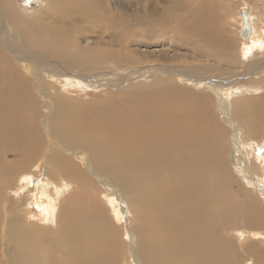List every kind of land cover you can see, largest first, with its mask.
Wrapping results in <instances>:
<instances>
[{
    "label": "bare ground",
    "instance_id": "1",
    "mask_svg": "<svg viewBox=\"0 0 264 264\" xmlns=\"http://www.w3.org/2000/svg\"><path fill=\"white\" fill-rule=\"evenodd\" d=\"M151 1L47 0L45 10L24 18L19 0H0V20L17 32L9 44L15 54L0 47V264H9L3 253L10 250L11 264H118L125 247L100 200L106 192L93 185V177L113 179L125 194L141 237L142 258L150 264H240L227 233L241 224L262 226L264 208L253 196L240 202L228 193L234 179L225 168L222 139L229 133L210 105L216 102L213 96L219 97L223 120L235 128L232 168L246 180L252 171L236 145L242 136L244 144L264 142V91L250 96L243 91L246 96L232 103L233 93L223 95L214 88L216 94L205 97L162 79L152 89L129 86L110 93L98 104L73 99V107L48 123L42 120L50 117L43 115L45 109L61 107L62 98L45 73L56 81L63 76L64 82L84 83L96 71H119L134 62L126 37L143 28L173 25L185 42L201 43L199 56L218 64L205 72L217 70L218 77L226 74L224 67L238 69L252 57L264 60V27L257 26L264 25V0L245 2L229 13L241 21L235 27L237 58L226 36L233 0H196L194 7H188V0H164L160 11L146 6ZM220 25L227 27L221 33ZM33 63L36 68L28 70ZM248 74L250 70L234 72L227 84L248 91L238 85ZM89 156L92 180L75 160ZM257 162L264 164V159ZM45 163L40 210L55 216L54 223L29 225L25 213L9 218L17 206L12 194ZM115 197L104 196L119 218ZM253 252L259 255L256 264H264V250Z\"/></svg>",
    "mask_w": 264,
    "mask_h": 264
},
{
    "label": "rangeland",
    "instance_id": "2",
    "mask_svg": "<svg viewBox=\"0 0 264 264\" xmlns=\"http://www.w3.org/2000/svg\"><path fill=\"white\" fill-rule=\"evenodd\" d=\"M43 1L19 0L18 11L19 13H22V16L24 15V18H32L38 12L45 10L47 6V0ZM195 1L196 0H188L186 3L188 7H194ZM245 2H253L254 4H256L258 2L260 3V0H233L231 3L232 7H230V10L228 9L227 27H230V29L228 28L226 36L228 38L230 36L231 43L233 45L232 55L235 58L238 57V49L240 47L237 35L235 34V27L239 26V24L241 25V21L239 18H235L234 15L229 18V13L232 11V9L242 6ZM165 5L166 3L164 2V0H152L146 6L148 8H151L152 10L156 9L160 11L164 8ZM236 11L237 9L233 12ZM257 13L259 14V10H257ZM180 16L184 17V15ZM222 21L223 18L221 19V22ZM3 22L4 20H0V47H2V49L7 54L10 53L11 55L13 50L9 45L10 40H15L17 38V32L13 31L12 29H9L8 26L6 27L5 22ZM257 26H260L261 28L264 27V25L260 22H257ZM227 27H222V25H220V29L218 30V32L221 33V31H223V29ZM159 29L160 30L143 28V30L134 32L130 36L126 37L125 40L128 44H130L128 46L129 49L127 51L132 54L134 62L129 63L124 67L120 66L121 70L119 71H114L118 69L116 67L114 69L113 67H109L108 71L102 70L105 73L96 71L94 74L88 75L89 79L84 83H82L81 81H72L73 84L69 79H66L67 81L64 82V79L62 78L63 76L61 78H58V80L56 81L55 78L51 77L49 73H45V76L50 79L52 84L57 86L56 91L59 96H62V98L60 99L61 107L55 106L52 110H50L51 108H47L44 110L43 115H50L47 120H45V117L43 116L42 120L44 121V123H48L49 119H53L55 115L61 110L73 107V103H71L73 99L81 101L85 104L88 103L89 105L98 104L96 103V101H103V99L109 97L110 93L123 92L129 86H133L134 88L146 87L147 90L150 88L152 89V86L156 85L157 82L162 79L170 82V85L172 86L173 84L178 83L177 87L181 86L187 90H193L195 91L194 93H201L200 95L205 97L206 94H216V92H213L214 88L220 89L223 95L233 93L234 97L231 98L232 103L235 101V99H237V97L240 98L246 95L250 96L252 94L260 95V93L264 91V83L262 82V79L264 78V73L262 72L264 70V67L262 68V70H260L261 66H263L264 60L255 59L252 57L248 61L249 63L241 61V65L238 69L230 70L232 68L228 69V67H224V71L226 72V74L221 73L222 76L224 75V77H218L217 75H219V71L217 70L215 72H212L211 74L205 72L206 69L208 70L209 66H216L218 64H216L212 60H206L207 57L199 56L200 54L197 49L202 47L201 43L198 44L197 42L195 44L193 39L190 40V38L186 37L187 35L183 34L185 38L189 39V43L185 42L183 40L182 34L180 32L175 31L173 25L168 24L167 26H164V29L163 27ZM15 52L13 54H15ZM25 63L29 64V62H23L24 65ZM31 67L36 68L34 63L27 67L28 70L32 71ZM201 68H204L205 70L203 71ZM254 68L257 69L254 70ZM249 70L250 74H248L246 77H244L238 82V85H245L246 88H250L248 89V91L237 88V86H234L232 88L229 87L230 84H227V82L230 83L231 81L229 80H233L232 77L234 75V72L237 73L239 71H242L243 73H245ZM25 71L27 72L26 69ZM216 80L218 82L224 81V85H218L215 87L209 82ZM252 87L258 88V90L251 91ZM157 90L160 91L161 88L159 87L157 88ZM243 91L247 92L248 94L244 93L246 94L244 95ZM39 96L41 97V95ZM110 97H112V95ZM213 97L214 99L216 98V102L213 101L210 105L211 110L218 114L223 128L227 131V134L229 133V137L226 136L222 139L225 144V168L230 172L232 178L234 179L231 182L230 187L228 188V193L230 196H235L236 199H238V201L240 202L245 201L251 195L264 208V164L257 162L258 158L260 160L262 158L264 159V142H254L255 145H253V143H247L246 141V144H244L245 137L242 136L241 139L243 140L240 139V141L238 142L239 148H237L236 145V149L237 152H239L240 159H242V162L247 167V170L252 171L253 175L252 178L250 177L246 180L243 179L239 172H236V170L232 168L233 164L231 161L232 158L230 152L236 137L235 128L229 126V124L223 120V114L220 112V99L219 97ZM44 98L45 97H41V103L43 105H45ZM243 153L245 154V156ZM247 153L249 154L247 155ZM86 159V161H83L78 157H75V160L78 162L79 166L86 172V174H88L91 179V174L89 173L92 172L93 168L92 159L90 158V156ZM86 163L88 164L87 166ZM88 166L90 167V169L87 168ZM38 169L39 170H35L36 176H33L30 181L24 182V180H22L21 186H18V188L15 190L14 195L12 194V197H14L15 200L17 199V206L13 208L15 213L13 215L9 214V218L15 216V214H20L19 216H22L25 213L24 216L30 223L29 225L33 223L53 224V218L55 219V216H52L50 218L48 215L43 214V211L40 210L42 204L41 185L43 182L42 179L46 177L48 173L47 163H45L44 166L40 165ZM93 179V185L99 188L102 192H106L104 195L105 197L109 194L117 196L115 197L117 200V207L114 208L120 209L119 218H115V210L110 209L107 201H105L106 198H104L103 196V198L100 199L110 210L107 214V217L109 218L111 224H114L118 228L120 232L119 242H122L121 244L125 247L120 257H117L116 263L150 264L145 262V260H143L142 258L140 245L141 237L139 236V234H137V224H135L136 222H134L133 214L131 213V209H129L130 206L128 200L123 191H121V188L118 186L117 182L113 179L110 180L108 177H106V180L108 179V183L105 180L101 182L95 177H93ZM93 194L99 197L98 194H100V192L98 190H94ZM20 198L23 202L22 206H19L22 204L21 200H18ZM241 208L243 209L244 206H242ZM42 214L45 215L47 219H49L47 220ZM239 220L240 219H238V221ZM245 220L246 219L242 220V222ZM260 224H262V226H260L259 228L253 227L251 229L245 228L241 224L238 225L236 228L231 229V231L227 233L228 237L230 238L231 242H233V245L236 248L237 256L240 257V264H256L257 261L255 260V257L259 255H255L253 250H264V218L261 220ZM1 228L2 230H4L5 226H2ZM3 255H5L6 257L4 259V262L7 261V258L9 260V264L13 262L14 254L12 250H10L8 254L3 253Z\"/></svg>",
    "mask_w": 264,
    "mask_h": 264
},
{
    "label": "water",
    "instance_id": "3",
    "mask_svg": "<svg viewBox=\"0 0 264 264\" xmlns=\"http://www.w3.org/2000/svg\"><path fill=\"white\" fill-rule=\"evenodd\" d=\"M245 20V19H244ZM245 22H246V20H245ZM243 36H247V31L245 30V31H243Z\"/></svg>",
    "mask_w": 264,
    "mask_h": 264
}]
</instances>
